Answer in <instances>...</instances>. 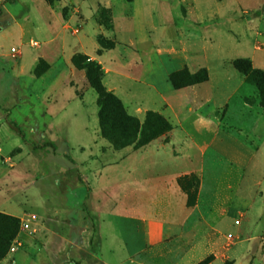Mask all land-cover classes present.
Instances as JSON below:
<instances>
[{
  "label": "rangeland",
  "instance_id": "obj_1",
  "mask_svg": "<svg viewBox=\"0 0 264 264\" xmlns=\"http://www.w3.org/2000/svg\"><path fill=\"white\" fill-rule=\"evenodd\" d=\"M192 1L0 0V236L17 231L0 264H211L216 241L227 246L241 235L224 224L244 226L249 260L264 255V173L257 169L248 178L246 168L209 148L201 170L179 177L186 212L172 227L161 231L157 220L131 216L129 207H147L149 187L163 182L162 165L145 173L147 184L136 175L146 162L136 144L141 135L119 149L102 136L98 93L74 62L76 56L80 65L94 60L104 89L139 123L154 111L171 128L159 74L148 72L152 55H174L178 37L190 31H240L241 24L245 47L231 55L250 54L254 40L264 46V0H238L242 12L235 0H194L199 10L190 17ZM213 13L220 20L212 21ZM233 13L231 28L214 24ZM219 40L226 44L224 36ZM255 58L264 60V50ZM233 62L212 69L211 93L224 96L240 87L211 126L223 119L258 151L250 127L264 111ZM238 198L244 204L236 208ZM143 224L153 242L119 258L116 241L125 242L124 228L135 234Z\"/></svg>",
  "mask_w": 264,
  "mask_h": 264
},
{
  "label": "crops",
  "instance_id": "obj_2",
  "mask_svg": "<svg viewBox=\"0 0 264 264\" xmlns=\"http://www.w3.org/2000/svg\"><path fill=\"white\" fill-rule=\"evenodd\" d=\"M235 2L238 4V11L242 12V6L240 7L239 1L235 0ZM190 5L188 14L191 17L195 15L198 8L195 6L194 0ZM234 14L229 18H225V24L221 21L214 24H221L225 28H231L235 22L233 20ZM210 16L212 21H217L221 18L215 13ZM183 20L185 23L189 22L187 19ZM235 27L237 28V25ZM245 29L241 24L240 31H200L198 33L190 31L191 36L183 35L178 37L179 44L177 45L180 49L174 51V55H168L164 51H160L151 56L147 65L148 72L152 73L154 71L159 74V79L155 81L163 84V87L158 89V93L169 106L171 114L168 119L172 127L167 131L166 135L150 140L138 150L141 155L140 158L144 157L146 162L144 165L141 163L140 167L136 166V175L142 177L144 182L148 181L147 184H149L151 177L144 176L145 173H153L155 170L154 166L160 164L162 165L163 182L149 187L152 198L149 199L147 207H129V213L135 219H155L160 224L161 231H164L165 228L173 226L172 221L182 218L186 212L185 199L177 184V179L181 175L201 170L204 150L207 148L237 166L246 168L248 178H252L257 169L264 173V114L255 117L250 127L252 136L260 142V150L258 151L244 143L237 136V133L231 132V129L228 130L225 126H222V123H225L223 119L216 122L217 125L214 127L211 126V122L217 121L220 117L221 107H226V105L229 107L237 95L236 91L240 87L239 85L231 93L224 96H216L215 93H211L210 89H214L212 83L215 79L212 69L224 67L227 63L232 65V61L237 58H248L253 67L264 70V60L255 58L256 51L264 50V46L257 44V40L253 41L250 54H244L246 55L244 57L231 55L232 50L245 47L244 42L247 37ZM180 32L188 33L189 31H178V33ZM253 34L258 36L256 31H253ZM223 36L226 43L224 45L222 40H219ZM182 37L184 40H181ZM228 50H230V56L227 53ZM184 68L191 74L204 68L207 70V79L185 87L174 88L170 82L169 75ZM150 73L147 74V78L150 77ZM217 79L219 80V78ZM243 104L249 105L244 101ZM165 164L168 166L164 167ZM168 185H170L169 188ZM242 204H244V200L238 198L235 206L237 208ZM253 213L254 211L251 209L249 211L250 216ZM230 220L231 217L230 219L228 217L229 222ZM223 226H230L241 235L234 238L235 240L230 237L231 241L227 246H223L219 242L220 246L216 247V244H218L216 241L214 246H211L217 249L211 264H264V255L260 257L253 256L249 260V241L246 236L242 235L244 226L238 227L239 225L232 226L228 224ZM139 228H141V231L135 234L124 228L122 234L125 242L123 243L122 240L120 242L116 241L119 258L140 251L146 242H153L152 236L146 231L147 224H143Z\"/></svg>",
  "mask_w": 264,
  "mask_h": 264
},
{
  "label": "trees",
  "instance_id": "obj_3",
  "mask_svg": "<svg viewBox=\"0 0 264 264\" xmlns=\"http://www.w3.org/2000/svg\"><path fill=\"white\" fill-rule=\"evenodd\" d=\"M5 2L11 4L14 0H5ZM99 43L102 47L108 46L107 43H104L101 40ZM74 62L81 68H85L89 84L98 93V104L100 107L98 113L100 131L102 136L107 138L115 149L134 143L138 133L141 135L142 140L137 141L136 144L138 147H141L170 129L167 120L154 111L147 112L143 123H139L136 117L128 115L124 111L118 97L112 92L104 89L101 83L102 70L94 60L87 58V62L80 65L78 57L76 56L74 57ZM233 64L234 67L253 85L259 100V106L264 111V70L253 67L248 58H237L234 60ZM178 75L184 76L185 80L178 82ZM169 79L174 88H179L206 80L207 73L204 68H201L196 73L191 74L186 68H184L182 70L172 72L169 75ZM239 93H241V89L239 90ZM244 102L248 103L247 100H244ZM222 126H225L228 130L231 129L230 131L234 132L226 123H222ZM237 136L244 143H250L241 135L238 134ZM44 146H52V144L44 143ZM177 184L181 189L183 188L180 178L177 179ZM8 218L13 221L16 220L13 217ZM16 232L15 228L7 237L1 238L0 236V257L4 256Z\"/></svg>",
  "mask_w": 264,
  "mask_h": 264
},
{
  "label": "built area",
  "instance_id": "obj_4",
  "mask_svg": "<svg viewBox=\"0 0 264 264\" xmlns=\"http://www.w3.org/2000/svg\"><path fill=\"white\" fill-rule=\"evenodd\" d=\"M12 248H14V244H12V246H11Z\"/></svg>",
  "mask_w": 264,
  "mask_h": 264
}]
</instances>
